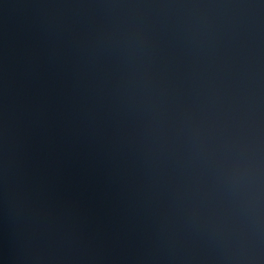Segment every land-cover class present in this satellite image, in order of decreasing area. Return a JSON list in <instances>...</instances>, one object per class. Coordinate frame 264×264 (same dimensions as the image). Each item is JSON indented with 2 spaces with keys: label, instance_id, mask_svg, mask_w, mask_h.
Returning a JSON list of instances; mask_svg holds the SVG:
<instances>
[{
  "label": "water",
  "instance_id": "1",
  "mask_svg": "<svg viewBox=\"0 0 264 264\" xmlns=\"http://www.w3.org/2000/svg\"><path fill=\"white\" fill-rule=\"evenodd\" d=\"M0 264H264V0H0Z\"/></svg>",
  "mask_w": 264,
  "mask_h": 264
}]
</instances>
